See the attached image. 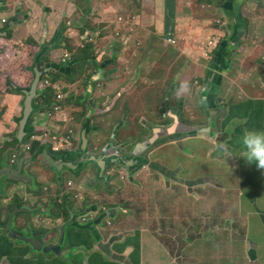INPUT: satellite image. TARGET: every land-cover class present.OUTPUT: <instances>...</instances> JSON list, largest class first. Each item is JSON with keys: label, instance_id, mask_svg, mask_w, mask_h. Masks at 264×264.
<instances>
[{"label": "rangeland", "instance_id": "obj_1", "mask_svg": "<svg viewBox=\"0 0 264 264\" xmlns=\"http://www.w3.org/2000/svg\"><path fill=\"white\" fill-rule=\"evenodd\" d=\"M166 4L169 8L166 7L165 10L164 25L170 17L176 19L179 15L185 16V11L179 10L178 1H168ZM192 6H199L197 0L192 2ZM189 8L187 6V10ZM37 9L38 6L31 8L33 16ZM105 9H109L107 18L101 15ZM89 10L91 19L85 20L83 25L74 21L73 24H68L62 29L61 24L57 25L52 31L47 26L44 35L38 33L39 36L45 37L42 41L40 38L38 41L31 39V44L34 46L40 47L43 44L59 54L52 57L53 62L45 51L36 54L32 52L33 48L28 55L23 49L28 41H22L17 50L9 51L10 56L6 49L0 46V93L1 88L14 89L12 86H16L14 84L16 68L33 57V68H31L33 77L30 85L34 77H37V72L40 73L38 81L49 80L48 73H51L53 79L65 81L61 88L63 92L70 93V99L86 101V107L91 108L90 111H82L79 107H75L77 110H71L70 113L78 124H82L86 115L92 118V124L97 130L90 134L93 148L91 152L97 153L104 148L103 146L109 144L108 147L112 150L108 157L111 158V164H115L112 161L114 159L118 164L120 159L129 156L128 159H132V162L126 160L125 163L137 162L136 164L141 163L138 164L139 166L147 165L142 169L137 167L136 180L129 177L117 180L119 187L124 186L125 190H130L131 199L137 208L135 211L140 212L143 217L144 224L141 222L137 228L152 229L173 206L169 195L178 187L181 193L180 209L181 212L183 211L181 213L183 219L179 223L181 235L187 237L188 228H194L197 232L205 230L211 222H214L216 215L222 214L225 215V222L231 223L236 229L239 223L236 222L233 214H236V211L234 209L233 212L232 209L234 206L236 209L238 207L243 215L258 210L251 204L250 196L252 193L259 194L264 191V173L261 171L263 179H258L255 169L250 170L245 177L239 170L236 172L229 170L228 177H243V181L235 189L236 197H233L232 190L224 193L220 191V185L210 186L207 190L206 181L209 174L204 168L195 165L196 163L200 165L199 156L202 154H211L213 160L216 145L219 143L227 145L228 142L226 139L221 140L220 135L224 134L223 130L217 132V136L215 132L209 135L202 131V128L211 130L210 118L207 117L209 109L204 103L202 88L207 83L204 71L205 40L196 41L197 44H194L200 49V55L195 57L192 51L188 50L189 36L183 29L174 26L169 31L174 32L178 41L176 45L169 44L166 35L168 31L159 25L155 18L156 13L144 5V0H92ZM119 16L123 17L121 23L117 20ZM3 23L7 25L9 21L4 19ZM217 26L219 27V24ZM7 32L11 35L10 28ZM1 43L6 44L4 40L0 41ZM88 45L93 46L94 57L85 64L77 63L76 58L79 53ZM64 57L67 58V62H63ZM73 70H76V73L71 80L70 74ZM185 84L187 87L183 88L182 85ZM66 86H73L75 89L69 92ZM235 90L237 91V86ZM220 99H222L220 104L227 105L228 98L220 97ZM24 100L21 104H15L10 100L7 106L0 102V146L2 141L11 140L22 131L21 122L24 115H21L20 111ZM65 102L71 103L68 100ZM13 106L18 107L16 114L12 110ZM10 112L12 114L9 116ZM38 115L41 114L36 113V116ZM12 120L14 123L11 124ZM37 125L46 126L51 131L60 126L62 133L72 129L77 132L75 124L58 122L45 113L34 119L33 128ZM185 125L188 126L186 129H189V126H196L195 132L181 133ZM7 128L9 129L4 131ZM33 131L35 130H31L30 133ZM35 136L44 141L48 138V136L44 138ZM170 136L171 139L177 138V140L168 141L167 138ZM37 138L30 136L31 145L25 147L24 153H31L34 150L33 146L40 142L36 141ZM190 140H196L202 145V154L197 156L200 148L192 146ZM239 141L240 136H237L234 145L240 143ZM138 145H144V149L138 151ZM118 148L121 152L119 156L116 154ZM229 150L232 155L238 154L235 148ZM186 151L194 157L197 156L194 161H182ZM17 153L19 156L13 155L11 160L9 152L5 153L8 164L18 165L22 156L21 150H16L14 154ZM222 153L217 152L218 155ZM223 154L225 160L229 159L225 153ZM188 161L191 164H185ZM163 167L167 168V171ZM12 191L11 189L9 194ZM5 194L7 191L4 184L0 195ZM262 196L264 197V192ZM212 197L213 200H222V213L215 214L209 210ZM224 199H229L230 202L223 201ZM263 201H259V208L262 210H264ZM256 221L258 225L261 224L257 215ZM256 243L262 244L264 255V227L260 240ZM221 245L226 246V241H222ZM251 251H247L246 258ZM201 252V261L216 264L218 256L212 248L203 249ZM198 253V248L193 246L188 251L186 259H191ZM32 256H35V253ZM163 260L164 264L171 262L166 253L163 254Z\"/></svg>", "mask_w": 264, "mask_h": 264}, {"label": "crops", "instance_id": "obj_2", "mask_svg": "<svg viewBox=\"0 0 264 264\" xmlns=\"http://www.w3.org/2000/svg\"><path fill=\"white\" fill-rule=\"evenodd\" d=\"M168 1H178L180 5L179 10L185 11L186 14L184 17L179 15L176 19L170 17L164 25L165 10L166 7L167 9L169 8L166 4ZM193 1L196 0H144V5L152 10L153 13H156L155 18L161 27L167 25L169 27L176 26L186 32L187 36H189L188 50L192 51L193 56L197 57L200 55V49L194 45L197 44L196 41L205 40V49L211 41L215 42V46L211 48V58L205 57L206 60L204 62L207 83L202 88L203 93L205 91L208 93L209 101L211 102L209 111H207V117L210 118L211 122V130L207 128V134L212 135L215 130L220 133L228 125L229 132L227 129V133L224 132L220 137L221 140H228L229 143H227V146L229 149L232 150L235 148L237 150V155L231 154L236 158L239 156L242 146L240 143L234 145L233 142L237 136L243 135L244 131L241 130V127L246 123L247 117L239 116L232 123L225 122L224 119L229 114L227 110L225 112L222 111L226 104H220V97L228 98L225 109L229 108V100H231V104L234 102L240 104L247 101L249 103L257 100L261 102V106L264 108V0H197L199 3L197 7L192 6ZM91 2L92 0H44L43 2L41 0H0V33L3 36L10 37L18 45H21L22 41H28L23 48L28 55L33 48L34 50L32 52H36V54L45 51L50 56L51 62H53L52 57H56L59 54L52 51L49 46L43 44L40 47L37 45L34 46L30 43L31 39L38 41L40 38L42 41L45 38L43 35L47 31V26L52 31L57 25L61 24L60 27L62 29V27H67L68 24H73L74 21L83 25L85 20L91 19L89 10ZM34 6H38V9L33 16L31 8ZM185 6L186 9H184ZM187 6L190 7L189 10H187ZM108 10L105 9L101 12L103 18L109 17ZM3 19L9 21V23L5 25ZM217 24H219V27ZM8 28L11 29V35L7 32ZM38 33L43 35L39 36ZM17 47L15 50H17ZM33 61L30 66L27 61L22 63L27 66L29 72L31 66H33ZM22 81L20 77H18V81L14 80L16 86L13 85L12 87L20 93L3 95L2 103L7 106V102L12 100L15 104H21L26 98L22 105L23 108H27L34 119H37L43 115V112L39 111L41 106L35 102L34 98L45 87V84L39 80L32 87H30L31 85L24 87ZM64 82L63 80H59L56 85L62 87ZM235 86H237V91L235 90ZM66 87H68L69 92L75 89L73 86ZM18 88L23 90H19ZM81 104L84 105V103ZM83 105L77 106L76 103H71L66 106V110L70 112L71 110H77L75 107H79L82 111H90L91 108L88 106L83 108ZM23 108L20 111L21 115H23ZM12 110L16 114L18 107L13 106ZM36 113L41 115L36 116ZM11 114L10 112L8 115L10 116ZM48 116L56 119L58 122H63L60 112H54ZM87 116H84L82 124H78L71 117L73 120L69 123L75 124L77 132L75 133L74 139L67 141L59 152H54L49 143L57 135L62 133V128L58 126L55 130L51 131L46 126L37 125L36 127L34 126L36 132L34 135L40 138L48 136L47 141L38 142L36 146H33L34 150L31 153H24V147L21 151L22 156L17 163L18 165H15V163L8 164L5 159V153L8 151L4 152L2 157H0V190L5 184L7 191V194L0 195V233L4 231L14 232V230H17L23 232L26 236H31L32 234H36L35 232H40L44 233L46 241L52 243L53 229L62 225L60 220L57 222L52 220L50 208L47 205L45 196L28 192L26 182H29L34 188H37L35 183H44L51 186L54 190H57L63 183V180H73L72 178H74L75 181L79 179L77 185L81 192L86 191L95 195L96 193L91 191V187L89 186L92 180L101 185L103 182L95 179V175L92 173L94 169L100 175L98 180H103V176L106 175L109 167L112 166L114 167L111 170V175L117 172V167L124 169L130 174H137L138 164H121V160L116 164V159L112 160L115 164H111V158L108 157L103 158L105 164L97 163V157L100 151L103 150L107 153L106 155H109L111 149L109 147V150L105 151V148L109 145L107 144L99 152L95 154L91 152L93 148L90 142V134L97 129L92 124V118ZM12 123H14L13 120ZM184 127L188 128L186 126ZM34 128L31 126L32 130ZM194 128L193 126H189L188 131L183 130L185 132L181 133H192L194 132ZM84 130L87 135V148L83 155H79ZM72 131L74 130L72 129ZM228 133H232L230 138ZM215 135L217 136V134ZM171 137L167 138V140H177V138L171 139ZM190 143L192 146H198L200 148L197 156L202 154L203 147L198 141L190 140ZM24 144H28L26 139L24 140ZM16 150L21 149L16 148L13 151ZM218 151L222 152L216 147V150L213 152L215 153L213 154V160L211 159V154H202L199 156L200 165L199 163L195 164L199 168H204L206 173L209 174L206 181L207 190L210 186L220 185V191L226 193L232 190V196L236 197V187L243 181V177L250 170L255 169L256 173H258V179H263L264 175H261V171L264 173V170L258 169L255 164H248L242 157H238L237 160L229 157V159L225 160L224 152L218 155ZM44 153L51 155L54 159L62 161L65 164H47ZM90 153H92V157H90ZM116 153L119 154V148L116 150ZM17 154L19 156V153ZM197 156L194 157L193 154H189L186 151L182 157V161H194V158ZM185 164H191V162L188 161ZM145 166L147 167V165ZM163 169L167 171V168L165 169L163 167ZM229 170L233 172L239 170L244 176L228 177ZM19 171L26 174L29 179H22L19 176ZM113 180L116 181L117 178L112 179L110 182L111 186L113 185ZM249 188L252 190L251 184H249ZM11 189L13 191L9 194ZM262 192L264 191L259 192V194L252 193L250 196L251 204L258 208L255 212L243 215L242 211L237 206L236 209L233 205L234 208L232 211L234 212L235 209L236 214H233L236 222L239 223L236 229H234L231 223L225 222L224 214L220 216L216 215L214 222H211L203 231L197 232L193 228L192 234L194 240L189 245H185L186 247L183 253L186 258L188 251L193 246L198 248L199 253L191 258L193 261L189 264H210L201 261L200 256L202 255L201 251L203 249L208 250L211 248L218 256L216 264H229V259H232L236 255L241 254L244 257L246 250H253V262L251 263L249 256H247L242 264H264V255L262 254L263 246L262 244L256 243L260 240L262 227H264V210L259 208V201L264 200ZM169 200L173 206L168 209L158 223L154 224L152 229L140 228L150 240V248L142 255L141 264H164V253L170 257V264L182 263L181 259L179 261L177 260L179 248L177 237L180 238L181 244H185L187 240L179 231L181 228V224L179 223L182 222L183 216L181 213L183 211L181 212L180 209L181 193L178 187L174 193L169 195ZM20 201H22L21 206L25 209L24 212L11 217L13 212L11 203H18ZM223 201L230 202L229 199H224ZM235 202L238 204L236 200ZM221 203L222 200L214 199L210 203L209 210L215 214L222 213ZM224 211L226 212V208ZM184 214L187 216L186 213ZM256 215L261 220L260 225L256 221ZM206 226L207 224L204 225V227ZM12 241L18 244L17 240L13 238ZM222 241H226V246L221 245ZM2 245L5 248L4 244ZM134 250V248L130 247L122 251V253L118 251L112 252L108 258L120 264H136L131 258ZM150 251L153 253L151 254ZM180 256L181 252H179V258Z\"/></svg>", "mask_w": 264, "mask_h": 264}, {"label": "flooded vegetation", "instance_id": "obj_3", "mask_svg": "<svg viewBox=\"0 0 264 264\" xmlns=\"http://www.w3.org/2000/svg\"><path fill=\"white\" fill-rule=\"evenodd\" d=\"M2 40L6 44L1 43L0 46H3L8 56H10L9 51L15 50L18 44L12 41L10 37L3 36L0 33V41ZM1 90L0 100H2L3 95L18 94L11 92L9 88H1ZM254 102L255 110L261 109V102L257 100H254ZM245 103H248V101ZM228 105L229 108L225 109L226 105L222 111L225 112L227 110L229 114L232 106L240 104L234 102ZM22 113L24 115L21 122L22 131L11 140L2 141L0 146V151L9 152L10 160L13 155L18 156V154H14L16 151H13L16 148H20L22 151L24 147H30V136L37 138L34 135L35 131L30 133L32 130L31 126L34 124V117L27 108H23ZM44 113L47 116L51 115L45 111ZM72 120L71 117L62 118L64 123H69ZM74 137L75 132L71 130L57 135L49 144L54 152H59L62 150L64 144L67 141L73 140ZM25 139L28 141V144H22ZM36 141L45 142L39 138ZM113 167H109L106 175L103 176V180H98L100 175L96 173L95 169L92 171L95 179L103 182L101 185L92 180L89 186L91 187L90 190L96 193L95 195L86 191L81 192L77 185L79 179L75 181L74 178H72L73 180H63V183L57 190L44 183H35L37 188H34L29 182H26L28 192L45 196L52 220L55 222L60 220L62 225L53 229L52 243L46 241L44 233L40 232H35L36 234H32L31 236H26V234L17 230H14V232H1L0 250L1 252H5V254L0 258V264H105L107 261L120 264L108 258L109 254L117 251L122 253V251L130 247L135 249L134 252L137 247H140L142 258V255L150 248L149 237L144 231L137 228L141 222L144 224L143 217L140 212L135 211L137 208L131 199L130 190H125L124 186L119 187L117 181L118 179H125L127 177L136 180L138 174H130L124 169L117 167V172L111 175ZM19 176L22 179H29L22 171H19ZM114 178H117V180H113V185L111 186L110 182ZM21 205L22 201L11 203L13 210L11 217L24 212L25 209ZM53 206L56 208L66 206L68 211L63 214L57 213L53 211ZM12 238L17 240L18 244L13 242ZM6 241L11 244L12 250L4 251L8 249ZM2 244H4L5 248ZM34 253L35 256H32ZM42 258L46 260V263H43ZM131 258L133 261V257Z\"/></svg>", "mask_w": 264, "mask_h": 264}, {"label": "clouds", "instance_id": "obj_4", "mask_svg": "<svg viewBox=\"0 0 264 264\" xmlns=\"http://www.w3.org/2000/svg\"><path fill=\"white\" fill-rule=\"evenodd\" d=\"M224 1H226V0H224ZM120 18H122V21H120ZM117 20H118L119 23H121V22H123V17L119 16L117 18ZM3 22H4V19H3ZM164 27H165V30L168 31L166 33L167 39H168V43L171 44V45H176L178 40L174 36V32L173 31H169V30L173 29L174 27H166V26H164ZM211 42L213 44L210 45ZM211 42L209 43L208 47L205 49L204 56L207 57V58H211V53H212L211 52V48H213L215 46V42H213V41H211ZM207 53L209 55H207ZM63 62H67V58L66 57L63 58ZM51 65H53V64H51ZM31 68H33V66H31ZM31 68H30V72L33 75V72L31 70ZM35 70L36 69H34V72H35ZM48 75H49L50 78H49V80L47 79L46 81H43L44 84H45V87L40 92H43L48 86H52L55 89V91H56V95H55V98H53V102L52 103L44 105L45 112L50 113V114H52L54 112H60V114L62 115V118H68V117H72L71 113L67 112V110H66V106H68L69 104L76 103L77 106H81V105H83L81 103H84L83 108L86 107V105H87L86 101L82 102V101H79V99H70L69 98L70 93L63 92V89L60 86L56 85L59 80L58 79H53L51 73H48ZM34 80H35V77H34ZM34 80L32 81V84H31L30 87H32ZM50 80H54V83H51ZM182 87L186 88L187 85L186 84L182 85ZM38 96L39 95H37L34 98V100ZM66 100L71 101V103L65 102ZM229 115H230V113H229ZM228 116L224 119L225 122H227L226 119L228 118ZM236 119H238V118H236ZM234 120L235 119H233L230 123H232ZM194 127H196V126H194ZM202 129H206L207 130V128H202ZM227 129H228V125H226L223 128V131L227 133ZM228 136L230 138V136H232V133H228ZM239 142H240V144L242 146V150H241V152H240L238 157H242L248 164H255L258 169L264 170V131L245 130L243 132V135L241 136ZM227 143H229V142H227ZM216 147L219 148L222 152H224L227 155L228 158L229 157H233L231 155L230 150H229L227 145H225L223 143H219V144L216 145ZM120 153L121 152L119 151V154ZM119 154L117 153L118 156H119ZM233 158H235V157H233ZM124 160L125 161L128 160V162L129 161L132 162V159H128V157H127V158H124L123 160H121V164H123L122 161H124ZM127 164H129V163H127ZM138 164H141V163H138ZM142 167L146 168L145 165H140L139 168L142 169ZM192 229L193 228H188L186 230V234H188V236L187 237L184 236L186 238V240H187L185 244H181L180 238L177 237L178 243H179V248H178V252H177V260L179 261V259H181L182 260L181 264H189V263H192V261H193L192 259H186L184 257V253H183L184 248L187 245H189L190 243H192L193 240H194V236L192 234ZM179 252H181L180 258H179ZM246 253H247V250L245 251V256L244 257L240 254V255L234 256L232 259H229V264H242L244 262V260L246 259ZM248 256H249L250 262L252 263L253 262V258H254L253 250L248 254Z\"/></svg>", "mask_w": 264, "mask_h": 264}, {"label": "trees", "instance_id": "obj_5", "mask_svg": "<svg viewBox=\"0 0 264 264\" xmlns=\"http://www.w3.org/2000/svg\"><path fill=\"white\" fill-rule=\"evenodd\" d=\"M223 1V0H222ZM166 27H169L168 25ZM31 43V41H30ZM93 46L88 45L84 47L81 52L79 53L78 57L76 58L77 63H87L89 59L93 58ZM37 50V49H36ZM33 59L30 57L28 59L29 66L32 63ZM76 73V70H73L72 73L70 74V79L73 80L74 74ZM18 77H20L22 81V84H24V87H28L31 83L32 80V73L27 70V66L25 65H20L16 68L15 71V76L14 80L18 81ZM51 83H54V80H50ZM19 90H23L21 88H18ZM13 93H20L16 89L11 90ZM39 96L35 99V102L38 105H41V108L39 111H45V104H49L53 102V98L56 95V91L52 86H48L43 92H39ZM240 116H245L247 117L246 123L241 127V130H257V131H264V108L261 106V109L258 108L255 110V102H249V103H240V105H234L231 108L230 115L226 119L227 122H231L233 119H236L237 117ZM241 138V135H239ZM18 141V140H17ZM8 146V145H7ZM0 157H2L4 150L0 151ZM93 153V152H92ZM92 153H90V157H92ZM95 154V152H94ZM92 160V159H88ZM53 211L57 213H66L68 211V208L66 206L64 207H58L56 208L55 206L52 207ZM6 244L8 245V249L4 251H10L12 250V246L10 243L6 241ZM5 252H1L0 250V258L2 255H4ZM133 262L136 264H141V248L137 247L136 251L133 254ZM43 263H46V260L42 258ZM31 263V262H28ZM105 264H114L111 262H106Z\"/></svg>", "mask_w": 264, "mask_h": 264}, {"label": "water", "instance_id": "obj_6", "mask_svg": "<svg viewBox=\"0 0 264 264\" xmlns=\"http://www.w3.org/2000/svg\"><path fill=\"white\" fill-rule=\"evenodd\" d=\"M36 72H37V71L35 70V73H36ZM39 76H40V73L37 72V77H35V80H34V82H33V85H36V84L38 83V78H39ZM208 89H209V88H208ZM203 96H204V98H205L204 103H205V105H207V108L209 109V108H210V104H211V102L209 101L210 99H209L208 93L205 91V92L203 93ZM208 111H209V110H208ZM87 117H89V115H88ZM185 126H186V125H185ZM186 127H188V126H186ZM173 130H175V129H173ZM183 130L188 131L189 129L183 128ZM194 130H196V129L194 128ZM185 131H182V132H185ZM202 131H203V132H207L206 129H202ZM194 132H195V131H194ZM214 132H215V134H217V131H216V130H215ZM206 134H207V133H206ZM113 136H114V134H113ZM86 148H87V135H86V131L84 130V131H83V136H82V146L80 147L79 155H83V154L85 153V151H86ZM137 149H138V151L143 150V149H144V145H138ZM106 150H109V147L105 148V151H106ZM111 152H112V150L110 151L109 155L111 154ZM106 154H107V153L104 152L103 150L100 151V153H99V155H98V157H97V163H98V164H100V163H102V164L104 163V164H105V162L103 161V158H104V157H109V155H106ZM44 157H45V160H46L45 162H46L47 164H65V163L62 162V161H58V160L54 159L51 155H49V154H47V153H44ZM122 163H123V164H127V163H125V160L122 161Z\"/></svg>", "mask_w": 264, "mask_h": 264}, {"label": "built area", "instance_id": "obj_7", "mask_svg": "<svg viewBox=\"0 0 264 264\" xmlns=\"http://www.w3.org/2000/svg\"><path fill=\"white\" fill-rule=\"evenodd\" d=\"M120 21H122V18H120ZM211 44H213V43L211 42L210 45H211ZM207 55H209V54L207 53ZM69 185H70V183H69Z\"/></svg>", "mask_w": 264, "mask_h": 264}]
</instances>
